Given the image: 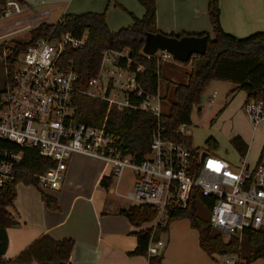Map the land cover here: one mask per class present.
Returning a JSON list of instances; mask_svg holds the SVG:
<instances>
[{
	"label": "built area",
	"instance_id": "built-area-1",
	"mask_svg": "<svg viewBox=\"0 0 264 264\" xmlns=\"http://www.w3.org/2000/svg\"><path fill=\"white\" fill-rule=\"evenodd\" d=\"M22 12L23 6L17 0L0 7L2 18ZM26 22L14 33L36 27L33 20ZM6 35H0V40ZM87 39V31L60 35L53 31L18 57L0 102V194L27 174L23 165L28 150H37L55 163L44 173L34 174L42 193L59 190L69 160L81 154L105 162L114 176L124 168L134 170L133 189L126 198L134 205L157 210L150 227L154 232L166 224L172 212L186 209L197 194L208 200L209 205L204 206L209 224L221 234L241 236L245 230L264 229V147L254 166L243 161L233 167L210 149L194 157L192 149L166 138L158 123L151 133L149 151L140 160L123 153L118 138L106 129L107 119L100 127L78 121L74 104L77 93L106 102L107 114L112 108L139 110L155 116L158 122L164 114L159 88L156 93L143 89L139 76L144 75V67L132 69L129 52L107 51L97 76L89 81L87 89H79L73 66H63L61 59L68 50L83 48ZM145 56L156 58L158 64L172 57L166 52ZM123 58L128 60L126 64L120 63ZM5 64L8 77L6 59ZM217 96L215 90L209 105ZM243 110L255 134L264 123V102L245 101ZM190 131L187 125L179 127L184 137H190ZM163 247L162 241L150 240L148 255L160 256Z\"/></svg>",
	"mask_w": 264,
	"mask_h": 264
},
{
	"label": "trees",
	"instance_id": "trees-1",
	"mask_svg": "<svg viewBox=\"0 0 264 264\" xmlns=\"http://www.w3.org/2000/svg\"><path fill=\"white\" fill-rule=\"evenodd\" d=\"M8 1L0 0V7ZM138 1L145 8L144 16L142 18L133 16L132 25L116 32L109 30L105 13L88 12L63 15L57 24L43 22L32 30L31 39L28 42L13 40L11 43L14 46L10 47V55L6 58L9 75L5 79L4 89L13 74L18 57L29 46L53 31L57 35L68 31L77 34L87 31L88 39L84 47L68 50L61 59L63 66H73L78 75L77 86L79 89H87L89 81L97 76L107 51L120 52L128 49V58L133 61L132 69H136L140 65L144 67V75L139 76V82L143 89L149 93H156L162 76V64H158L154 57L147 59L142 52L146 36L161 33L157 29V1ZM207 1L208 15L214 34L213 39L207 33L169 35L177 38L207 36L208 44L204 56L182 63L186 66L192 64L187 82L178 84L173 91L171 88L173 85L169 83L168 93L172 92L173 101L170 103L168 112L163 114L159 122L155 116L139 110L120 111L112 108L107 114L108 104L106 102L92 99L80 93L74 96L78 121L100 127L107 119L106 129L118 138L123 153L136 156L140 160L147 155L151 133L160 123V126L164 128L166 138L186 145L192 149L194 157H197L198 151L192 147L191 137L182 136L179 133V127L192 124L194 108L201 105L206 88L212 81L233 83L235 88L231 94L245 92L246 101L261 100L264 102V32H258L246 38H237L226 33L221 24L220 0ZM127 61L126 58H123L120 63L126 64ZM159 68L160 76L157 75ZM4 89L0 90V102ZM168 98L169 94L164 97L165 100ZM231 141L241 154H246L248 145L241 137L235 136ZM206 144L210 150L217 148L216 141L211 138L206 141ZM54 165L53 161L40 156L37 150L26 151L23 169L27 174L19 176L12 186L0 194V264H32L34 262L38 264H70L75 241L71 238L56 240L49 234L41 236L15 259L5 260L3 258L8 248L7 228L17 224L8 211L17 198V185L20 183L37 185L38 180L34 174H42ZM113 177V175L104 177L101 180V185L109 189ZM42 200L47 208L58 209V203L53 197L42 194ZM200 204L209 205V202L203 196L194 195L186 209L172 212L166 224L160 226L155 232L153 228L136 232L137 247L131 255L148 256L149 264H162V255H148L150 240L159 241L160 235L168 231L173 221L188 219L191 227L199 231L200 247L208 256L238 255V262L244 264L264 259V229L245 230L241 241L236 236L225 241L223 235L213 234L214 229L208 220L199 217L198 207ZM120 214L127 217L133 226L141 227L154 222L157 210L150 206L132 205L127 209H122Z\"/></svg>",
	"mask_w": 264,
	"mask_h": 264
},
{
	"label": "crops",
	"instance_id": "crops-1",
	"mask_svg": "<svg viewBox=\"0 0 264 264\" xmlns=\"http://www.w3.org/2000/svg\"><path fill=\"white\" fill-rule=\"evenodd\" d=\"M89 1L83 5L85 9H80L88 11L82 13H103L100 8H89ZM156 1L157 29L162 34L207 33L212 39L214 38L207 0ZM19 2L23 6L22 13L27 15L21 20L3 26L1 31L4 34L18 22L37 19V25L48 23L43 18L47 15L46 12L31 15L30 3L27 0ZM114 2L116 6L120 5L129 10L132 23L133 16L142 18L145 14V8L138 0H114ZM220 8L221 24L226 33L237 38H246L264 32V0H220ZM109 30L118 31L110 28ZM15 31H9L8 34L12 35ZM168 64L176 66L173 63ZM185 69L188 73L184 83L188 80L192 66L189 65ZM254 135L252 132V140ZM235 136L241 137L246 142L248 135L240 131L233 135ZM111 175H113L111 168L105 162L81 154L73 155L68 162L61 188L48 194L56 199L57 210L47 208L43 200L32 201L28 198L24 200V206L18 211L14 212L12 208H8L17 224L7 228L8 248L3 258L15 259L41 236L49 234L56 240L71 238L75 241L70 264H149L148 256L131 254L137 247L135 233L150 229L154 222L135 227L127 217L120 214L122 209L134 204L126 197L130 203L112 200L111 186L106 189L101 185V180ZM11 207L14 208V205ZM181 220H187L191 227L188 219ZM174 225L176 221L170 224L167 231L169 236L166 237L167 244L161 249L162 264H244L229 260L214 261L213 257L208 256L201 249L197 229L186 231L185 242H181L177 235L178 230L174 232ZM158 240L162 241V235ZM262 260L264 259L251 264H264Z\"/></svg>",
	"mask_w": 264,
	"mask_h": 264
},
{
	"label": "rangeland",
	"instance_id": "rangeland-1",
	"mask_svg": "<svg viewBox=\"0 0 264 264\" xmlns=\"http://www.w3.org/2000/svg\"><path fill=\"white\" fill-rule=\"evenodd\" d=\"M31 5V15L36 14L38 12H46V16L43 18L50 24H57L63 15L66 14H81L82 12H86L88 10H80L85 9L83 7L86 2L89 0H27ZM89 8H100L102 12L106 14L107 23L110 29L118 30L120 28L129 27L132 23V18L129 13V10L124 9L120 5L116 6L114 0H90ZM108 4L110 6H108ZM27 14H13L11 17H1L0 14V35L3 34L1 28L11 22L21 20L25 18ZM37 19L34 21L36 27ZM28 22H23L21 24H17L15 27L9 29L7 31H15L24 28ZM34 24V25H35ZM126 26V27H125ZM35 27V28H36ZM33 29L19 31L12 35H6L4 39L0 40V90L4 89L5 83V59L10 55L9 49L13 48L14 44L11 42L21 41L28 42L31 39V32ZM114 31V30H112ZM214 37V34H212ZM12 44V45H11ZM11 47V48H10ZM123 54L128 55L129 50H123ZM158 54H162L161 51ZM115 56V55H114ZM196 58V57H195ZM7 62V61H6ZM168 63H173L175 65H169ZM163 71L161 79L159 81V93L164 97L168 96V100H163V109L164 113H167L169 110L170 103L173 101L172 92L168 93V85L171 83L173 89L181 83L186 81L187 66L182 63L176 61L173 57H170L168 61L162 62ZM166 64V65H165ZM182 66V67H180ZM235 88V84L229 82H219L212 81L208 87L206 88V92L201 100V105L194 108L192 113V124L188 126L191 131L189 135L191 137V144L194 149L198 152L209 151V147L206 144L208 139H213L217 143L216 150H213L216 155L221 158L228 160L233 167L240 166L243 161H246L250 166H254L262 152L264 147V123H262L258 131L255 133L254 138L252 140V127L251 124L243 110V105L247 99L245 92H237L235 94H231V91ZM217 90L218 96L215 99V103L213 105H209V100L212 93ZM201 107V110L199 108ZM247 133V145L248 149L246 154H241L232 144V137L236 132ZM252 140V141H251ZM135 172L131 168H124L121 173L116 174L113 177V182L111 184V188L113 189L112 194L110 195L112 200L116 202L122 203H130L125 197L128 193L133 189ZM17 198L14 202L15 212L18 209H21L24 206V200L26 198L32 199V201L42 200V194L48 195V193H42L37 185H26L20 183L17 185ZM11 209V211H12ZM199 217L203 220H208L209 213L206 207L203 204H200L198 207ZM193 228L190 227L189 222L187 220H179L176 221V225H174V232L178 230V238L182 242H185V234L186 231H190ZM194 230V229H193ZM213 234L223 235L224 240L228 241L230 237L225 234H221L220 232L213 230ZM162 235V242L164 246L167 244L166 237L169 236L167 232H164ZM160 235V236H161ZM239 240H242L241 236H236ZM214 261L225 262L229 261H238L239 256H213ZM264 261V260H262ZM216 263V262H215Z\"/></svg>",
	"mask_w": 264,
	"mask_h": 264
},
{
	"label": "water",
	"instance_id": "water-1",
	"mask_svg": "<svg viewBox=\"0 0 264 264\" xmlns=\"http://www.w3.org/2000/svg\"><path fill=\"white\" fill-rule=\"evenodd\" d=\"M207 44V36L177 38L162 33L148 34L143 47V53L145 55L154 56L159 51L166 52L179 63H187L192 61L195 57L204 56Z\"/></svg>",
	"mask_w": 264,
	"mask_h": 264
}]
</instances>
